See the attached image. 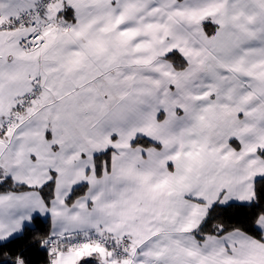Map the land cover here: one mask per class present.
<instances>
[{"label": "snow or ice", "instance_id": "obj_1", "mask_svg": "<svg viewBox=\"0 0 264 264\" xmlns=\"http://www.w3.org/2000/svg\"><path fill=\"white\" fill-rule=\"evenodd\" d=\"M0 264H264V0H0Z\"/></svg>", "mask_w": 264, "mask_h": 264}]
</instances>
